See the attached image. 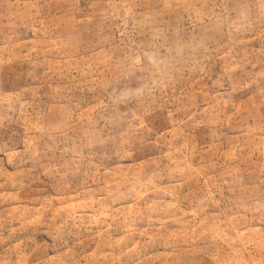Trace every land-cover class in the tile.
Instances as JSON below:
<instances>
[{
    "label": "rangeland",
    "instance_id": "374dc122",
    "mask_svg": "<svg viewBox=\"0 0 264 264\" xmlns=\"http://www.w3.org/2000/svg\"><path fill=\"white\" fill-rule=\"evenodd\" d=\"M0 264H264V0H0Z\"/></svg>",
    "mask_w": 264,
    "mask_h": 264
}]
</instances>
